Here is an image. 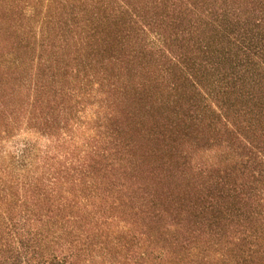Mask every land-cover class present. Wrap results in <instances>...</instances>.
Returning a JSON list of instances; mask_svg holds the SVG:
<instances>
[{
	"label": "trees",
	"instance_id": "16d2710c",
	"mask_svg": "<svg viewBox=\"0 0 264 264\" xmlns=\"http://www.w3.org/2000/svg\"><path fill=\"white\" fill-rule=\"evenodd\" d=\"M23 128L0 264H264V0H0Z\"/></svg>",
	"mask_w": 264,
	"mask_h": 264
},
{
	"label": "rangeland",
	"instance_id": "374dc122",
	"mask_svg": "<svg viewBox=\"0 0 264 264\" xmlns=\"http://www.w3.org/2000/svg\"><path fill=\"white\" fill-rule=\"evenodd\" d=\"M42 1L48 2V0ZM26 12L32 14L34 10L29 8L26 10ZM91 104H93V102L86 104L80 109L81 112L79 114L78 119L80 120L79 124H82V126H85L88 122H93L96 120L97 106ZM24 143H35L42 149H45L46 147L51 146L53 142L47 136H44L33 130H28L26 128H23L20 131L13 133L6 140H0V146L2 147V150L5 154L17 153V151L23 147Z\"/></svg>",
	"mask_w": 264,
	"mask_h": 264
}]
</instances>
